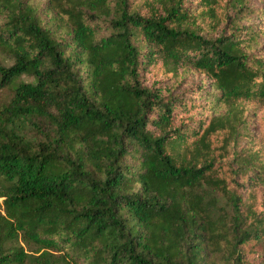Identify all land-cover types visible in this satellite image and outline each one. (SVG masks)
<instances>
[{"label":"trees","instance_id":"16d2710c","mask_svg":"<svg viewBox=\"0 0 264 264\" xmlns=\"http://www.w3.org/2000/svg\"><path fill=\"white\" fill-rule=\"evenodd\" d=\"M263 36L264 0H0V264H264Z\"/></svg>","mask_w":264,"mask_h":264},{"label":"rangeland","instance_id":"374dc122","mask_svg":"<svg viewBox=\"0 0 264 264\" xmlns=\"http://www.w3.org/2000/svg\"><path fill=\"white\" fill-rule=\"evenodd\" d=\"M255 19H251V21H254ZM260 44L264 43V36L259 40ZM186 84L185 86H191V85H198L203 84V86H207L208 82L207 79L198 73H194L192 71L186 72ZM250 109V128L251 132L254 134V136H258L261 129V123L264 119V102H251L249 104Z\"/></svg>","mask_w":264,"mask_h":264}]
</instances>
